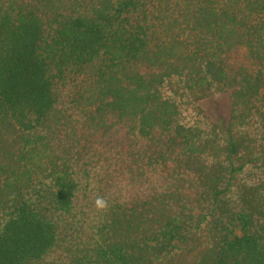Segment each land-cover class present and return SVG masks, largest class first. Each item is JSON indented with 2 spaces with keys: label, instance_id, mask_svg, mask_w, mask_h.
Segmentation results:
<instances>
[{
  "label": "trees",
  "instance_id": "trees-1",
  "mask_svg": "<svg viewBox=\"0 0 264 264\" xmlns=\"http://www.w3.org/2000/svg\"><path fill=\"white\" fill-rule=\"evenodd\" d=\"M0 264H264V0H0Z\"/></svg>",
  "mask_w": 264,
  "mask_h": 264
},
{
  "label": "rangeland",
  "instance_id": "rangeland-1",
  "mask_svg": "<svg viewBox=\"0 0 264 264\" xmlns=\"http://www.w3.org/2000/svg\"><path fill=\"white\" fill-rule=\"evenodd\" d=\"M230 99L227 94H218L202 101V106L214 118H227Z\"/></svg>",
  "mask_w": 264,
  "mask_h": 264
},
{
  "label": "clouds",
  "instance_id": "clouds-1",
  "mask_svg": "<svg viewBox=\"0 0 264 264\" xmlns=\"http://www.w3.org/2000/svg\"><path fill=\"white\" fill-rule=\"evenodd\" d=\"M97 203H102L101 201H97Z\"/></svg>",
  "mask_w": 264,
  "mask_h": 264
}]
</instances>
